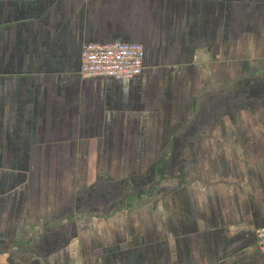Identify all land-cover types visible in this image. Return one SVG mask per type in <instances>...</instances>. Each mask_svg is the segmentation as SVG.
Returning <instances> with one entry per match:
<instances>
[{
	"label": "crops",
	"instance_id": "crops-1",
	"mask_svg": "<svg viewBox=\"0 0 264 264\" xmlns=\"http://www.w3.org/2000/svg\"><path fill=\"white\" fill-rule=\"evenodd\" d=\"M262 59L264 0H0V264H264Z\"/></svg>",
	"mask_w": 264,
	"mask_h": 264
},
{
	"label": "built area",
	"instance_id": "built-area-1",
	"mask_svg": "<svg viewBox=\"0 0 264 264\" xmlns=\"http://www.w3.org/2000/svg\"><path fill=\"white\" fill-rule=\"evenodd\" d=\"M144 48L135 43H88L82 48L81 78L129 81L144 71ZM257 247L264 252V226L256 231Z\"/></svg>",
	"mask_w": 264,
	"mask_h": 264
},
{
	"label": "rangeland",
	"instance_id": "rangeland-1",
	"mask_svg": "<svg viewBox=\"0 0 264 264\" xmlns=\"http://www.w3.org/2000/svg\"><path fill=\"white\" fill-rule=\"evenodd\" d=\"M263 61V64H259L258 67H257V72L254 71V72H250L249 75H253L254 78L256 79H261V81H264V59H262ZM250 88V86H249ZM250 89H246L245 92L242 93V98L241 99H236L234 104L237 105L236 108H234L233 110L234 111H239V112H251L252 110H260V111H264V104H261L259 105V107H250L249 105H246L245 104V101L250 98V97H247L246 95H248V92ZM260 101H264V92L260 95ZM231 109H229L230 111Z\"/></svg>",
	"mask_w": 264,
	"mask_h": 264
}]
</instances>
